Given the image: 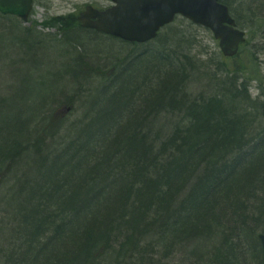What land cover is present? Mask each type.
Here are the masks:
<instances>
[{
  "label": "bare ground",
  "instance_id": "1",
  "mask_svg": "<svg viewBox=\"0 0 264 264\" xmlns=\"http://www.w3.org/2000/svg\"><path fill=\"white\" fill-rule=\"evenodd\" d=\"M21 1L22 4H18L17 1H12L13 4H10L7 0H0V55H7L19 49L21 54L16 58L20 60L19 62L26 63L29 49L60 46L65 49L63 57L71 64H63L58 72L50 70L45 74L49 77L59 74L62 82L61 99L53 96L44 98L39 86L45 85L43 78L45 75L37 73L39 85L33 87L31 91L28 90L30 91L27 95L29 97L18 98L23 108L25 107L24 111L20 112L22 115H18V120L14 121L16 126L21 124L19 129H11L6 123V117L2 123L0 122V140L5 144H8L6 142L9 140H17V143L23 145L19 148L15 146L12 148L20 161L10 166L3 160L4 149L8 146L0 143V230L5 229L8 232V235L2 238L3 247L7 245L9 236L12 241L8 245L14 246L15 243L12 242L15 235L19 234V230H25L28 226L35 230L41 229L40 224L31 220L20 222L15 217V211L21 206L23 199L37 191L41 181L45 180V183L41 184L43 190L52 189L55 183L60 184V182L68 188H74L76 183H82L83 190L75 187L73 196H79L75 205L83 207L85 202L83 199L96 198L101 194L107 198L115 197L118 195L117 191L118 193L122 191V183H127L129 178H136V175L141 172V170L136 171L139 168L136 166L139 164V152L136 154L131 152L128 149L131 140L121 134L143 114H150L153 111L155 114L158 111L155 109L156 103H154L153 96L156 90L158 91L163 86L157 88L158 81L154 80L148 87L144 79L149 73L151 76L159 73L165 77L169 73H177L180 78H185L183 76L191 78V87L183 92V96L187 98L186 103L202 96L200 88L210 86L213 82H216L215 84L222 82L224 85L228 82L234 85L230 88L222 87L218 93L220 98L215 99L224 111L233 117L232 121L234 117L239 119V122H223L224 128L228 130L224 147L213 145L211 137L206 134L208 127L219 126L220 121L212 120L211 117L199 111L195 112V119L185 122H182L183 119L178 120L180 117L183 118L179 116L182 115L180 112L175 120L169 113L167 117L158 114L159 118L155 120L154 125L152 127L148 125L146 130V132L149 130L151 134L154 132L156 150L152 151L153 154L158 153L162 143H168L172 134H178L174 137L173 150H170L169 155L173 156L175 153L179 158L178 153L182 152L181 146L183 150H187L186 155L190 154L188 150L193 149L198 160L202 159L205 163L200 177H205L206 180L211 174L208 179L210 181L222 170L228 175L226 184H221L219 191L214 193L218 197L217 202L228 203L227 195L231 194L232 183L251 175L252 170L257 168L258 159L264 158V75L261 74L259 68L252 67L259 55L260 57L264 55V38H262V43H257L249 49L247 48L249 46L248 32L241 28V23L255 26L261 21L264 22V0L221 1L228 7L229 15L235 22L233 28L245 34V41L240 43L238 52L234 56L224 54L220 40L216 39L210 28L196 24L180 14H177L171 23L161 27L155 38L139 43L125 41L120 36L103 29V27H110L109 24L114 23L115 16L123 11V7L118 4L117 0H111L104 5L96 0H90L83 7L67 14L60 15L51 11L42 20L34 19V16L37 8H46L44 1L47 2V0ZM15 4L21 5V9ZM180 18L184 21L179 23L185 26L189 24L191 27L204 28L211 32L219 44L220 53L211 52L210 49L202 47V36L199 32L189 30L191 33H187L173 27ZM165 29H168L163 37L165 40L162 44L155 43ZM74 33L79 34L77 40L71 37ZM90 33L96 35V38L93 37L90 41L105 37L116 41L121 47L114 54L101 51L90 54L87 46L79 40L82 35ZM261 35L264 36V29ZM241 53H245L244 60H241L237 66H234L236 64L230 65L231 62L235 63ZM73 74L75 78H72ZM26 78L28 75L23 80ZM77 84L78 90H76ZM214 94L217 95V93ZM66 97L69 98L67 101ZM8 101L9 98L6 95L0 94V115L9 113L4 110L19 105L18 102L16 104V100H14V105L11 101L7 103ZM179 101H181L180 97ZM25 104L27 107L24 106ZM169 123L171 126H166ZM150 127L152 129H149ZM233 127L235 129L231 130L230 128ZM18 133H21V136H18ZM80 133L82 135H79ZM86 134H88L87 138ZM76 137L78 141H70V138L75 139ZM83 144L88 145L89 151L82 155L79 146ZM188 146L190 149L184 148ZM29 155L30 159L25 160ZM45 156L50 158L44 159ZM127 157L131 162L122 168V170L126 168L125 174L109 176L116 170L112 168L122 167ZM31 158L36 161L32 162ZM21 162L25 169L17 172L16 169ZM80 163H84L83 167H87L89 172L80 171L81 169L80 172H73V167ZM94 164L97 168L93 171L89 169V165L95 166ZM210 169H212L211 172ZM149 171L146 169L144 173L148 174ZM6 186L9 187L4 188ZM10 187L20 188L11 196L15 198V201L11 208H8V200L11 197L5 198V196ZM191 187V183L187 185V188L184 187L186 190L182 198L170 204L172 207L170 212L181 210L187 205L185 202L188 198L185 196L189 197L193 194L192 189H189ZM209 189L218 190L212 185ZM84 194L88 197H81ZM218 206L217 211H220V206ZM39 211L44 214L47 212L46 209ZM182 215L184 214L181 213L179 217ZM47 216L46 221H41L42 226L51 217ZM75 216L77 214L65 215L67 232L62 238L53 240L55 242L51 241L53 235H50L51 231L46 230L48 227L44 225L43 227L47 228L41 230L34 241L36 252L39 251L49 256L59 253L60 256H65L72 252L73 250L70 249H67L69 252L64 251V248L68 246L64 243L67 238L71 237L70 226L73 222L70 221L75 219ZM233 228L234 223H229L226 231ZM44 231L46 233H43ZM262 236H264V231L257 235L262 256H264ZM215 238L216 236L210 235L207 239H196L191 232L189 239L172 248L180 252L171 256H182L176 263H169L157 257L161 256L157 253H150V256L159 261V264L210 263L213 262V257L209 252L216 249L215 244L218 242ZM163 239L169 241L168 230ZM258 242L256 240L257 247ZM197 245L204 249L201 253ZM244 253L243 251L242 255ZM145 254L143 250L139 255ZM191 256H199V258L195 261Z\"/></svg>",
  "mask_w": 264,
  "mask_h": 264
},
{
  "label": "trees",
  "instance_id": "2",
  "mask_svg": "<svg viewBox=\"0 0 264 264\" xmlns=\"http://www.w3.org/2000/svg\"><path fill=\"white\" fill-rule=\"evenodd\" d=\"M164 40L163 37H160L155 43L162 44ZM162 75L155 73L154 76H151L149 73L144 79L147 86H151L154 80L158 81L157 88L163 86L158 91L156 90L153 96L154 103H156L155 109L158 111L155 114L154 111L150 114H143L139 120L131 123V127L121 134L131 140L128 149L134 154L139 152L138 162L140 165L136 164L139 167L136 171L141 170V172L136 175V178H129L127 183H122V191L119 193L117 191L118 195H114L115 197L107 198L101 194L96 198L83 199L85 201L83 207L75 205L79 196H73L75 187L83 190L82 183H76L74 188H68L60 182V184L55 183V187L52 189L43 190L41 184L45 183V180L41 181L37 191L27 195L21 206L15 211L17 221L31 220L40 224L41 229H32L27 224L30 229L27 227L25 230H19V234L15 235L12 242L15 243L14 246L9 244L8 253L12 252L11 256L6 253L2 257L0 254L2 257L0 264H133L134 262L136 264H159V261L154 260L150 253H157L161 255L157 257H161L169 263H176L182 256H171L180 252L174 251L172 248L189 239L191 232L196 236V239H207L210 235L216 236L215 241H218L215 244L216 249L209 252L213 257V262L204 264L262 263L263 256L257 235L264 231V158L258 159L257 168L252 170L251 175L244 179H237L232 183L231 194L227 195L228 203L217 202L218 197L214 193L219 191L218 188L226 182V176H228L223 170L221 173L215 174L210 181L208 179L211 174L205 180V177H200L205 163L202 159L198 160L193 149L188 150L190 154L186 155L187 150H183V146H181L182 152L179 150V158L175 153L173 156L169 155L170 150H173L174 137H177L178 134H172L168 143H162L158 153L153 154L152 151L156 150L154 148L156 147L154 132L152 134L149 133V130L146 132L147 126L151 125L152 127L155 120L159 118L158 114L166 117L171 114L175 120L180 112L182 115L179 116L183 118L180 117L178 120L183 119L182 122H185L195 119V112L199 111L211 117L212 120L220 121L219 126L208 127L206 134L211 137L213 145L224 147L228 130L224 128L223 122H239V119L234 117V121H232L233 117L227 114L215 99L220 98L218 93L222 87L230 88L234 85L228 82H225L226 85L222 82L217 84L213 82L210 86L200 88L202 96L186 103L187 98L183 96V92L191 87V78L186 76L180 78L177 73H169L166 77ZM76 87L78 90V84ZM179 97L181 101H179ZM68 99L66 97L65 100ZM123 101L125 102V100ZM166 126H171V124ZM151 127L149 129H152ZM230 129L233 130L235 127ZM18 136H21V133H18ZM78 137L70 138V141H78ZM87 137L88 134H86ZM9 142L6 144L7 149H4L3 160L11 166L20 161L15 156L16 153H13L12 148L14 146L19 148L23 145L17 143V140H9ZM0 143L5 144L2 140ZM87 146L85 144L79 146L82 155L89 151ZM184 148L190 149L189 146ZM47 158L50 157H44V159ZM58 159L61 161L60 157ZM130 162L131 160L127 157L124 159L122 167L112 168H116V170L109 176H123L126 168L123 170L122 168L129 165ZM83 165L84 163L76 164L72 169L73 172H78L80 169V171L89 172L88 168ZM94 165H89V169L94 171L97 168L96 164ZM146 169L150 170L148 174L144 173ZM78 182L80 181L78 180ZM190 183L192 187L189 189H192L193 194L189 197L185 196L189 201L185 202L187 205L181 210L170 212L169 210L172 208L170 204L182 198ZM210 185L218 190L211 191ZM7 187L9 186L4 188ZM19 188L10 187L5 198L11 197ZM85 196L87 195L84 194L81 197ZM218 205L220 211H217ZM43 209H46V214L39 211ZM68 213L70 215L77 214V216L70 221L73 222V225L70 226L71 237L65 241L64 244H68V246L64 248V251L69 252L67 249L73 251L65 256H60V253L49 256L39 253V251L36 252L34 241L44 228L48 227L46 230L51 231L52 242L64 236V233L67 232L65 215ZM181 213L184 215L179 217ZM47 215L51 217L44 224L47 227H43L41 221H46ZM229 223H234V228L226 231V226ZM166 230H168V236L170 235L169 241L163 239ZM45 231L43 233H46ZM238 235L239 238H237ZM19 243L20 245H18ZM197 249L200 253L201 250H204L202 246L198 247V245ZM143 250L146 254L140 256L139 254ZM243 251L244 255H242ZM191 257L195 261L199 258V256Z\"/></svg>",
  "mask_w": 264,
  "mask_h": 264
},
{
  "label": "rangeland",
  "instance_id": "3",
  "mask_svg": "<svg viewBox=\"0 0 264 264\" xmlns=\"http://www.w3.org/2000/svg\"><path fill=\"white\" fill-rule=\"evenodd\" d=\"M100 2L101 4H108L111 0H96ZM242 1V0H239ZM90 2V0H47V2L44 1L45 7H39L36 9V14L34 16V19H45L48 16V13H57V14H67L68 12H73L75 10H78V8H81L84 6V4ZM50 11V12H49ZM184 20L181 18L178 19V22L176 23L175 28L178 30L191 33L189 30H192L195 33H200L202 36V47H206L210 49L211 52L220 53L219 44L214 39L211 32L207 31L204 28H197V27H191L189 24L186 26L182 23ZM241 28L247 30L248 32V44L249 46L247 48L253 47L257 43H262V37L261 32L264 29V22L261 21L255 26H247L241 23ZM168 32V29H165L162 31L161 37H164V35ZM79 34L74 33L72 34V38L74 40H77ZM96 35H93L90 33L89 35H82L79 40L84 45L87 46L88 52L90 54H95L97 52H108L111 54H114L118 52L120 49V45L114 41L107 39L105 37H99L97 41H90L93 40L92 38H96ZM65 49L60 46H52L50 48L49 46H45L39 49H29L27 53V62L22 63L19 62L20 60L16 58L19 54H21V50L16 49L14 52L9 53L7 55H0V94L6 95L9 98V103L11 101V104L14 105V100H16V104L18 102V107L15 105L13 108L4 110L9 111V113L5 115H0V122L2 123L4 117H6V123L7 125L13 129L18 130L19 126L14 125V121L18 120V115H22L20 112L24 111L23 105L20 103V100L18 99L21 96L29 97L27 96L29 92L33 89V87L38 86L37 82V73H40L41 75L47 74L50 70H55L58 72L59 67L63 64H71L69 60H67L65 57H63V52ZM24 53H26L24 51ZM12 54V55H11ZM8 57V58H7ZM245 53H241L239 58L235 61V63H229L230 65L236 64L238 65L241 60H244ZM11 58V60H9ZM253 68L260 70L261 74L264 75V55L258 57V60L255 62V64L252 65ZM28 75V78L23 80ZM45 85H40L39 89L41 90L40 93H42L46 97H57L58 99H61V84L59 74L55 77H49V76H43ZM75 78V75L73 74V77ZM67 84V83H65ZM30 90V91H28ZM24 106L27 107L25 104ZM13 109V110H12ZM24 118V117H23ZM9 143V142H6ZM6 145V144H4ZM30 155L25 158V160H29ZM31 161H36L35 159L31 158ZM23 164L22 162L18 165V168L16 169L17 172L22 171ZM29 176H30V170H29ZM32 177V176H31ZM14 194V193H13ZM12 194V195H13ZM11 195V196H12ZM15 198L11 197L8 200V208H11V206L14 204ZM15 230V229H14ZM18 231V230H15ZM8 235V232L4 230H0V254L2 257L8 253V248L10 245L8 243L12 241L11 237L8 238V243L6 246L3 247L4 242H2V238ZM12 244V243H11ZM20 245V243L18 244ZM3 247V248H2ZM12 254V252H11ZM10 253H8L9 256H11ZM0 257V258H2ZM11 260V259H9ZM1 263V262H0Z\"/></svg>",
  "mask_w": 264,
  "mask_h": 264
},
{
  "label": "water",
  "instance_id": "4",
  "mask_svg": "<svg viewBox=\"0 0 264 264\" xmlns=\"http://www.w3.org/2000/svg\"><path fill=\"white\" fill-rule=\"evenodd\" d=\"M10 4L21 0H7ZM223 0H117L123 11L115 16L114 23L104 30L116 34L125 41L142 42L156 37L161 27L171 23L180 14L196 24L210 28L226 56H234L244 33L235 30V22L229 15ZM15 4L21 9V5ZM264 246V236L261 237ZM264 264V256L263 263Z\"/></svg>",
  "mask_w": 264,
  "mask_h": 264
}]
</instances>
